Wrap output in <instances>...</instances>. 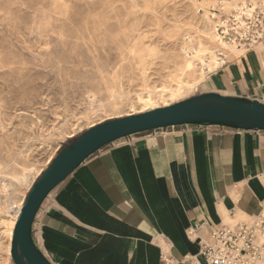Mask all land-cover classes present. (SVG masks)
<instances>
[{"label": "rangeland", "instance_id": "rangeland-1", "mask_svg": "<svg viewBox=\"0 0 264 264\" xmlns=\"http://www.w3.org/2000/svg\"><path fill=\"white\" fill-rule=\"evenodd\" d=\"M217 1L0 0V264L13 262L10 205L23 204L60 150L92 125L140 107L139 96L151 93L161 106L155 90L198 77L190 48L214 59L203 35L215 34ZM222 51L231 61L246 50ZM200 84L173 102L200 94Z\"/></svg>", "mask_w": 264, "mask_h": 264}, {"label": "crops", "instance_id": "crops-1", "mask_svg": "<svg viewBox=\"0 0 264 264\" xmlns=\"http://www.w3.org/2000/svg\"><path fill=\"white\" fill-rule=\"evenodd\" d=\"M244 53L199 93L264 103V40ZM263 199L264 130L168 126L88 156L43 200L31 234L52 264H190L213 227L250 220Z\"/></svg>", "mask_w": 264, "mask_h": 264}, {"label": "water", "instance_id": "water-1", "mask_svg": "<svg viewBox=\"0 0 264 264\" xmlns=\"http://www.w3.org/2000/svg\"><path fill=\"white\" fill-rule=\"evenodd\" d=\"M176 125L264 130V103L256 99L205 92L92 125L51 159L27 192L13 228L10 246L13 263L52 264L32 238V222L47 195L88 156L106 144L132 134Z\"/></svg>", "mask_w": 264, "mask_h": 264}, {"label": "built area", "instance_id": "built-area-1", "mask_svg": "<svg viewBox=\"0 0 264 264\" xmlns=\"http://www.w3.org/2000/svg\"><path fill=\"white\" fill-rule=\"evenodd\" d=\"M211 10L214 32L219 40L245 50L264 40V0H244L229 11L218 0ZM216 53L220 67L228 62L222 50ZM200 226L197 224L189 228L188 234L194 237ZM199 254L207 264H264V199L249 221L213 227L209 239L199 241ZM162 261L164 264H182V261L174 263L166 255H163ZM190 264L203 263L192 256Z\"/></svg>", "mask_w": 264, "mask_h": 264}, {"label": "bare ground", "instance_id": "bare-ground-1", "mask_svg": "<svg viewBox=\"0 0 264 264\" xmlns=\"http://www.w3.org/2000/svg\"><path fill=\"white\" fill-rule=\"evenodd\" d=\"M244 1V0H243ZM239 1L237 0H232V3L231 4H234V6L237 5ZM198 3V2H197ZM196 3V4H197ZM200 4V3H199ZM204 4V3H203ZM198 5V4H197ZM208 5V4H207ZM215 5V4H214ZM224 7V6H223ZM214 8V7H212ZM211 8V9H212ZM225 8V7H224ZM231 8V6H230ZM226 9V8H225ZM229 9V8H228ZM232 9V8H231ZM229 9V10H231ZM196 13V12H195ZM209 13V12H208ZM197 17V16H196ZM210 18L213 20V12H210ZM212 22V21H211ZM205 23V22H204ZM212 24V23H211ZM213 25V29H214V23L212 24ZM205 26V25H204ZM202 27V26H201ZM197 28V27H196ZM203 28V27H202ZM208 30V28H207ZM212 30V29H211ZM201 31V30H200ZM204 31V30H203ZM209 31V30H208ZM214 31V30H213ZM187 34V33H186ZM184 36V35H183ZM205 37V40H206V45L204 44V46L206 47H211L213 48V50L210 51V53H214L213 54V57L214 59H212L210 62H205L204 59H202L201 57H199V54H197V51L194 50L193 48H190V50H192L194 52L193 56H196L198 57L197 59L199 60L200 62V71H199V76L196 78H193L192 81H186V82H181L180 85H178L177 87H171V88H168V89H164V90H155L154 91V94H156V98L158 99H161L162 100V105H167V104H170L171 102L175 101L177 98H179L182 93L185 91V90H190V89H194L200 82H202L205 78V75L206 73L210 70V69H215L216 67L220 66V62L219 60L217 59V53L216 51L218 50H227L228 53L229 52H232V50L236 49L234 46H231V45H228L227 43H225L224 41L222 40H219L216 35H212L211 33L207 32L204 33L203 35ZM185 38V37H184ZM189 40V39H188ZM184 41V40H183ZM190 42V41H189ZM188 44V43H187ZM203 44V43H202ZM186 45V44H185ZM201 45V44H200ZM202 47V46H201ZM181 49V48H180ZM208 49V48H207ZM184 50V49H183ZM236 50H240V49H236ZM188 51V49H187ZM186 51V52H187ZM184 52V51H183ZM196 53V54H195ZM187 55V54H186ZM185 58V57H183ZM189 60L185 59L183 65H182V68L185 70L188 65ZM193 61V60H192ZM211 63V64H210ZM195 65V64H194ZM193 65V66H194ZM197 65V64H196ZM212 65V66H211ZM181 68V69H182ZM199 70V69H198ZM189 71V70H188ZM182 72V71H181ZM186 72V71H184ZM197 74V73H196ZM191 75V74H190ZM195 76V75H194ZM179 81V80H178ZM166 93V94H165ZM148 94L147 96L145 97H140L137 98L140 102V107L138 106V108L135 107V105H131V112H129L128 114H131V113H138V112H142V111H146L148 109H152V108H155V107H158V104H157V100L155 99V97L152 96L151 93H146ZM109 95V94H108ZM137 100V101H138ZM129 103V102H128ZM134 104V102H133ZM127 114V115H128ZM88 123V122H87ZM34 168V167H33ZM26 169V168H25ZM29 169V168H28ZM37 169V168H36ZM29 174V173H27ZM27 174H25L27 176ZM24 175V176H25ZM31 175V173H30ZM29 175V176H30ZM24 176H22L21 178H23ZM27 176V177H29ZM34 176V175H33ZM32 176V177H33ZM12 177V176H11ZM15 177V176H14ZM16 178V177H15ZM14 178V179H15ZM18 180V179H17ZM4 181V180H3ZM9 182V181H8ZM9 183H12L13 186H17L15 181H10ZM24 184V183H23ZM7 193V191H6ZM10 195V194H9ZM8 195V196H9ZM7 195H5L6 197ZM7 198V197H6ZM5 198V200H6ZM14 199V198H13ZM10 200V199H9ZM7 202V201H5ZM21 202H19L18 205L14 206V205H10V208H12V212L11 214L14 216V220L10 223V229L7 230V233H8V239H9V244L7 245V251L8 253L10 254V246H11V240H12V235H13V228H14V224H15V221H16V218H17V215L19 213V210L21 208ZM6 225V224H5ZM7 263V262H6ZM5 262L2 263V264H6ZM202 263L203 264H207L206 261L202 260Z\"/></svg>", "mask_w": 264, "mask_h": 264}]
</instances>
